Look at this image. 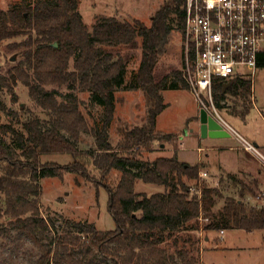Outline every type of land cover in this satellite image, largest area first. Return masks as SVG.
I'll return each mask as SVG.
<instances>
[{
  "label": "trees",
  "instance_id": "16d2710c",
  "mask_svg": "<svg viewBox=\"0 0 264 264\" xmlns=\"http://www.w3.org/2000/svg\"><path fill=\"white\" fill-rule=\"evenodd\" d=\"M79 1L20 0L0 9V55L19 57L0 73V92L14 94L21 83L48 115L46 125L38 117L24 122L25 132L0 122V193L5 196L0 232L17 231L31 239L42 252L38 264H197L201 230H264V206L244 202L248 195L256 196L257 180L248 183L229 175L240 187L239 197H227L221 211L214 213V195L219 192L200 180L205 164L180 161L178 147L172 157L153 161L139 157L155 142L175 137L157 131L158 117L168 106L163 92L190 90L183 70L159 71V59L172 35L178 32L185 38L186 0H165L150 26L101 16L92 30L79 11ZM138 48L140 65L128 79L132 52ZM259 68H264V56ZM251 89L246 79L217 83L216 108L228 96L249 103ZM120 90L142 91L147 113L145 124L122 130V139L114 146L110 127ZM79 91L89 94L90 107L100 109L98 118L92 116L93 123L82 109ZM0 112L12 113L1 96ZM86 134L94 137V150L78 147ZM4 136H11L12 143ZM45 155H69L73 161L42 162ZM114 171L120 174L115 184ZM66 174L105 188L115 230L101 231L94 223L68 219L50 243L40 239L41 233L55 227L41 213L40 181L63 179ZM138 180L163 191L137 193Z\"/></svg>",
  "mask_w": 264,
  "mask_h": 264
},
{
  "label": "rangeland",
  "instance_id": "374dc122",
  "mask_svg": "<svg viewBox=\"0 0 264 264\" xmlns=\"http://www.w3.org/2000/svg\"><path fill=\"white\" fill-rule=\"evenodd\" d=\"M19 1L0 0V9L7 10ZM164 1L80 0L79 11L90 30L101 16H116L129 22L140 20L150 26L155 12ZM191 49L190 46L189 50ZM186 52L185 38L183 39L176 32L170 38L165 53L159 59V71L162 73L172 70L184 71L183 54L186 55ZM141 54V48L132 52V59L128 65V79L138 71ZM16 59L18 60L19 57L1 54L0 73H4L11 62L13 64L17 61ZM13 93L9 94L6 90L0 92L1 100L7 110L12 112L10 114L0 112L1 124L11 125L25 132L23 123L35 117L40 118L45 125L48 123V115L32 99L27 87L19 83ZM77 94L83 101L84 113L89 122L93 123L92 116L98 118L100 109L90 107L88 93L79 91ZM163 97L168 106L158 117L157 131L161 134L173 133L175 137L171 142H155L150 150H142L139 157L149 161L159 157H172L175 149L180 147L179 160L195 165L206 158V152H199V147L205 149L209 145L217 146L222 149L207 152L211 154V159L205 161L206 166L201 171L207 173V177L203 179L206 180L207 185L216 188L219 192V195H214L213 212L221 211L227 197H239L240 187L229 178V175H234L248 183L257 180L258 186L254 188L256 196L248 195L244 202L250 207L264 206V68H259L256 72L247 100L249 103L245 104L231 96L219 103L218 114L233 130L229 138L204 140L206 138L200 135L197 127L202 106L190 90H167L163 92ZM116 98V111L110 127V138L114 146L122 139V130L143 126L147 113V99L140 90H120L116 93ZM4 138L8 143H12L11 136H4ZM243 139L254 146L255 153L244 149L241 143ZM78 147L83 150H94V137L91 134L82 135ZM72 161L69 155L42 157V162L61 165ZM112 177L115 184L120 174L114 171ZM40 182L43 188L41 213L55 224L51 231L40 234V239L45 243H50L56 234L60 233L64 220L68 219L94 223L101 231L116 229L108 209L109 196L104 187L74 174H66L63 179L45 178ZM135 191L151 195L163 191V188L138 180ZM4 201L5 196L0 193V203ZM3 221L6 222L7 219ZM204 223H206L205 220H202V227ZM198 238L197 264H264V230L250 233L239 229L226 230L224 235H221L219 231L207 233L201 230ZM189 246L190 244H186L187 248ZM41 256V250L24 234L17 231L9 234L0 232V264H38Z\"/></svg>",
  "mask_w": 264,
  "mask_h": 264
},
{
  "label": "built area",
  "instance_id": "2783aa9c",
  "mask_svg": "<svg viewBox=\"0 0 264 264\" xmlns=\"http://www.w3.org/2000/svg\"><path fill=\"white\" fill-rule=\"evenodd\" d=\"M185 44L184 72L190 91L202 109L233 134L218 114L213 90L217 83L237 78L253 86L264 56V0H186ZM241 143L255 153L252 144L244 139ZM206 177L200 172V180Z\"/></svg>",
  "mask_w": 264,
  "mask_h": 264
},
{
  "label": "water",
  "instance_id": "95a60500",
  "mask_svg": "<svg viewBox=\"0 0 264 264\" xmlns=\"http://www.w3.org/2000/svg\"><path fill=\"white\" fill-rule=\"evenodd\" d=\"M200 124H201L200 132L202 137L221 139V138H229L232 136V133L224 129V127L216 118L209 115L203 109L200 112Z\"/></svg>",
  "mask_w": 264,
  "mask_h": 264
},
{
  "label": "crops",
  "instance_id": "0c3cea01",
  "mask_svg": "<svg viewBox=\"0 0 264 264\" xmlns=\"http://www.w3.org/2000/svg\"><path fill=\"white\" fill-rule=\"evenodd\" d=\"M195 123H196V121H195ZM197 127H198V129H199V133H200V135H201V132H200V127H201V124H200V120H199V122H197ZM195 131V130H194ZM191 132H193V131H191ZM206 139H204V140H210V141H212V140H214V139H212V138H210V137H205ZM201 142H203L202 140H201ZM256 145L257 146H259L258 145V143L256 142ZM220 149H222V148H218L217 146H214V145H209L207 148H205V149H202L201 147H199V152H206V155H205V159L203 158V160H204V162H203V160L201 159L200 160V162L198 163V164H204V163H207V162H205V161H210V159H211V154L210 153H207L208 151L210 152V151H214V152H216V151H218V150H220ZM180 147H178V155H179V153H180ZM203 162V163H202ZM196 165V164H195ZM206 165V164H205ZM210 240H211V238H210Z\"/></svg>",
  "mask_w": 264,
  "mask_h": 264
}]
</instances>
